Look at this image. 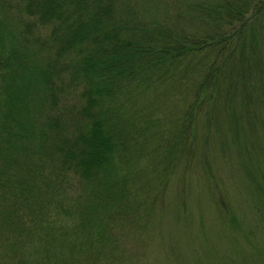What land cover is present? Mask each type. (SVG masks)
I'll list each match as a JSON object with an SVG mask.
<instances>
[{
    "label": "trees",
    "instance_id": "1",
    "mask_svg": "<svg viewBox=\"0 0 264 264\" xmlns=\"http://www.w3.org/2000/svg\"><path fill=\"white\" fill-rule=\"evenodd\" d=\"M257 131L264 0H0V264H143L147 231L163 246L192 223L196 141L204 166Z\"/></svg>",
    "mask_w": 264,
    "mask_h": 264
},
{
    "label": "rangeland",
    "instance_id": "2",
    "mask_svg": "<svg viewBox=\"0 0 264 264\" xmlns=\"http://www.w3.org/2000/svg\"><path fill=\"white\" fill-rule=\"evenodd\" d=\"M239 138L246 141L242 147L243 141L239 142L240 148L232 146L228 136L226 142H229L231 147L228 150L226 148L224 152L219 151L222 150L221 141L216 142L217 148L212 154L215 157L211 159L210 156L209 164H204V166L199 162L205 159L202 153L203 147L200 140L196 141L195 166L188 172L187 182H185L188 187L186 196L190 205L192 223L188 224L189 227H181L184 223L179 222L180 227L176 229L178 231L176 232L178 233L177 241L168 236V244L163 246H161L160 240L153 242L152 234L147 231L145 238L147 241L150 235V242L145 247L135 249L137 253H143V264H252L259 261L261 257L264 258V236L260 250L256 248L253 251H248L255 243H251L252 245L248 242L245 243L240 233L231 231L229 224L224 219L227 215L221 218L219 213L220 208L225 209L223 203L222 206L217 205L221 197L219 194H215L212 189L211 178L214 177V180L221 186L222 202H226L225 204L230 209V215H240L245 208V212L248 213L243 214L244 218L250 216L252 220H255V235L259 234L258 232L264 234V221H257L256 218L259 214L251 212L252 207L254 205L258 207V205L256 198L249 196L247 181L243 173L244 166L249 165L253 178L261 177L264 180V131L241 134ZM241 148L246 152L244 150L241 152ZM206 165H210L211 170ZM260 186L264 196V183ZM217 222L220 223V227L215 228ZM200 223L204 224V232L201 231ZM204 239L207 242H204ZM250 240H253V237H250ZM207 248L210 250L206 251ZM245 250H247V254L254 255L251 257L241 255ZM207 255H209V259H207Z\"/></svg>",
    "mask_w": 264,
    "mask_h": 264
}]
</instances>
